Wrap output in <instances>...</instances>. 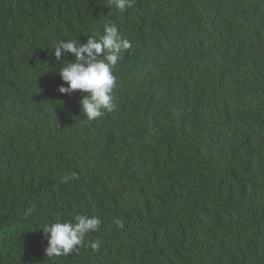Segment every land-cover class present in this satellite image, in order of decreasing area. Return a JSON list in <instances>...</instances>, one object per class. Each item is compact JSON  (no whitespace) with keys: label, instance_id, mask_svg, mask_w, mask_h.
<instances>
[{"label":"trees","instance_id":"16d2710c","mask_svg":"<svg viewBox=\"0 0 264 264\" xmlns=\"http://www.w3.org/2000/svg\"><path fill=\"white\" fill-rule=\"evenodd\" d=\"M113 22L131 47L89 121L53 51ZM77 215L102 223L46 257ZM0 264H264V0H0Z\"/></svg>","mask_w":264,"mask_h":264},{"label":"clouds","instance_id":"9594fccd","mask_svg":"<svg viewBox=\"0 0 264 264\" xmlns=\"http://www.w3.org/2000/svg\"><path fill=\"white\" fill-rule=\"evenodd\" d=\"M134 0H109V4L121 12L127 11L133 6ZM131 47L130 42L124 39L115 23H106L103 34L98 38L89 39L81 44L75 40L62 41L55 47L53 54L57 61L62 56L71 54L75 62L62 66L59 76L64 84L58 88V92L69 95L80 91L85 95L80 100L81 113L89 120H95L110 113L115 108L113 95L116 86L114 69L122 58V53ZM75 177V174L64 175L62 182L67 183ZM32 209L26 210V216L32 215ZM102 221L99 216L77 215L74 221L55 222L47 224L42 231L47 240L45 255L48 258L67 256L83 246L86 236L99 229ZM114 223L124 227L123 220L117 218ZM98 250L100 242L91 244Z\"/></svg>","mask_w":264,"mask_h":264}]
</instances>
